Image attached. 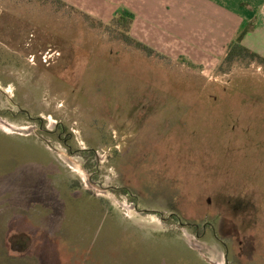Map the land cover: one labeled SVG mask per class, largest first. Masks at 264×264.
<instances>
[{
    "label": "rangeland",
    "instance_id": "374dc122",
    "mask_svg": "<svg viewBox=\"0 0 264 264\" xmlns=\"http://www.w3.org/2000/svg\"><path fill=\"white\" fill-rule=\"evenodd\" d=\"M223 9L0 0V264H264V65Z\"/></svg>",
    "mask_w": 264,
    "mask_h": 264
},
{
    "label": "crops",
    "instance_id": "0c3cea01",
    "mask_svg": "<svg viewBox=\"0 0 264 264\" xmlns=\"http://www.w3.org/2000/svg\"><path fill=\"white\" fill-rule=\"evenodd\" d=\"M103 2H108L114 6H122L127 7L132 12L135 10L142 16L154 17L156 16L158 9V13L162 16L164 11H167V14H170V20L175 23L178 22H192L194 19L190 17L184 18L183 13H181V8L188 6L190 10H194L195 8L202 7H210V8H224L223 10H228L232 17L238 16L240 17H249V21L253 20L255 17L258 18V24L260 22V10L264 7V0H101ZM167 7H170L168 10ZM163 8L164 11H163ZM250 8V9H248ZM190 10H187V14H190ZM157 13V14H158ZM181 15V19L179 16ZM231 17V18H232ZM237 18V17H236ZM235 20L234 18H232ZM3 139V136L1 137ZM33 147V146H32ZM35 149V147H34ZM26 222L30 223V219L25 218ZM26 234L30 238L33 237L32 234L28 232H17L14 233L9 240L12 242L11 238L17 234ZM30 247L32 244V240H30Z\"/></svg>",
    "mask_w": 264,
    "mask_h": 264
},
{
    "label": "trees",
    "instance_id": "16d2710c",
    "mask_svg": "<svg viewBox=\"0 0 264 264\" xmlns=\"http://www.w3.org/2000/svg\"><path fill=\"white\" fill-rule=\"evenodd\" d=\"M134 15L130 11H123L118 14L117 16V22L118 25L123 27H129L133 24ZM258 18H254L250 22L247 23L242 33L238 36L237 40L231 44L230 50L227 56V61L231 62L235 60L236 58H249L252 61H258L259 63L264 65V58H262L259 54L251 51L247 47L243 45V41L246 39L248 35H250L254 30H256L258 26ZM125 42L133 43L134 40L130 37L125 38ZM137 47L139 48H145L141 42H134ZM14 245L16 244L17 247H24L26 246V249L30 247V240L31 238L26 234H17L11 238ZM20 252V251H19Z\"/></svg>",
    "mask_w": 264,
    "mask_h": 264
},
{
    "label": "flooded vegetation",
    "instance_id": "af4514ba",
    "mask_svg": "<svg viewBox=\"0 0 264 264\" xmlns=\"http://www.w3.org/2000/svg\"><path fill=\"white\" fill-rule=\"evenodd\" d=\"M1 74V72H0ZM1 89V88H0ZM59 139H62V136H59ZM68 139L64 140V144L68 146ZM208 226H204V231L207 232Z\"/></svg>",
    "mask_w": 264,
    "mask_h": 264
}]
</instances>
